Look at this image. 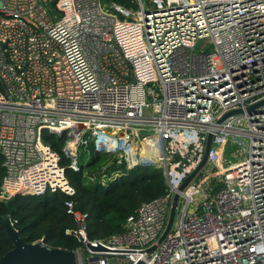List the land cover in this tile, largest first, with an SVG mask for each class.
<instances>
[{
  "label": "built area",
  "instance_id": "built-area-1",
  "mask_svg": "<svg viewBox=\"0 0 264 264\" xmlns=\"http://www.w3.org/2000/svg\"><path fill=\"white\" fill-rule=\"evenodd\" d=\"M148 2L0 0V200L74 193L43 138L65 133L74 170L77 148L93 144L162 167L166 183L104 238L88 237L67 199L77 264H264V103L246 109L264 98V0ZM209 132L207 169L194 175L205 187L193 177L180 189Z\"/></svg>",
  "mask_w": 264,
  "mask_h": 264
},
{
  "label": "trees",
  "instance_id": "trees-1",
  "mask_svg": "<svg viewBox=\"0 0 264 264\" xmlns=\"http://www.w3.org/2000/svg\"><path fill=\"white\" fill-rule=\"evenodd\" d=\"M102 1H112L125 7L136 6L135 0ZM48 2L53 6L54 0ZM43 138L59 153L66 177L75 191L72 195L60 190H46L41 194L18 192L7 200H0V255L14 245L3 225L5 216L10 218L25 242L42 239L51 247L75 249L80 240L75 233L76 219L66 211L67 199L73 201L74 209L86 214V231L93 239L121 232L129 213L142 201L166 190L162 167L156 164L127 166L125 160L118 161L115 157L107 160L108 151L97 150L89 144V160L74 170L67 166L69 159L62 149L66 134L43 132ZM102 163L107 165L101 170ZM102 172L108 174L105 181H101ZM86 173L93 174L94 178Z\"/></svg>",
  "mask_w": 264,
  "mask_h": 264
},
{
  "label": "water",
  "instance_id": "water-1",
  "mask_svg": "<svg viewBox=\"0 0 264 264\" xmlns=\"http://www.w3.org/2000/svg\"><path fill=\"white\" fill-rule=\"evenodd\" d=\"M264 103V98L258 100L250 105L246 106V109H251L255 106ZM242 108H234L226 111L219 121L223 120L230 114L242 112ZM212 133L209 132L207 134L205 149L203 156L198 163V165L185 177V179L180 184L179 188L182 189L193 177L194 175L200 171L207 162V153L210 148ZM178 194L174 195V199L172 202V207L170 210L168 222L161 233L158 241H160L167 231L170 229L172 219L174 216L175 204L177 200ZM3 225L8 234V236L12 239L14 245L11 249L7 250L3 254L0 255V264H77L76 253L73 249H66L61 247H51L46 245L42 239L32 242H25L22 237L19 235L17 228L11 222L8 216L3 218ZM87 245L93 249H104V247L100 244L92 245L89 242ZM156 247V244H153L146 250L151 252ZM135 264H143L142 261H137Z\"/></svg>",
  "mask_w": 264,
  "mask_h": 264
},
{
  "label": "rangeland",
  "instance_id": "rangeland-1",
  "mask_svg": "<svg viewBox=\"0 0 264 264\" xmlns=\"http://www.w3.org/2000/svg\"><path fill=\"white\" fill-rule=\"evenodd\" d=\"M143 3H144V6L145 7H148L149 6V2L148 0H142ZM204 39L202 40H198L195 44V48L194 50L195 51H200L201 50V45L204 44ZM145 113H147L149 110L148 109H145L144 110ZM229 150H233V147H231V149H226V152L229 153ZM109 155H106V159L109 160L111 159L112 157H115V152L113 151H109ZM77 158H78V161L80 164H86V162L89 160L90 158V152H89V149L88 147L84 146V145H81L77 148ZM235 158V157H233ZM107 164L106 163H102V167H101V170L106 166ZM207 169V164L201 169L200 172H205V170ZM193 182L198 185L200 187L201 190H203V188L205 187V179H202L200 177V173L197 174L194 179H193ZM198 198H199V194H194V197H193V201H192V205H195V204H198Z\"/></svg>",
  "mask_w": 264,
  "mask_h": 264
}]
</instances>
